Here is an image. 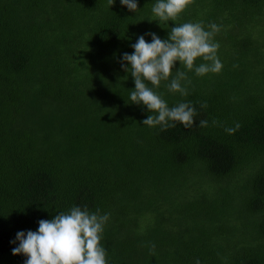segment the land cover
<instances>
[{
    "label": "trees",
    "instance_id": "16d2710c",
    "mask_svg": "<svg viewBox=\"0 0 264 264\" xmlns=\"http://www.w3.org/2000/svg\"><path fill=\"white\" fill-rule=\"evenodd\" d=\"M137 3L0 0V264H24L16 233L73 206L109 214L107 264H264V0H188L160 23ZM185 22L219 26L223 67L176 61L153 90L194 124L143 125L121 56ZM177 70L187 95L167 88Z\"/></svg>",
    "mask_w": 264,
    "mask_h": 264
},
{
    "label": "clouds",
    "instance_id": "9594fccd",
    "mask_svg": "<svg viewBox=\"0 0 264 264\" xmlns=\"http://www.w3.org/2000/svg\"><path fill=\"white\" fill-rule=\"evenodd\" d=\"M115 0H110L112 5ZM129 11L136 12L137 0H119ZM188 0H155L151 12L159 23L173 21L186 7ZM208 29L199 22L175 24L168 32L167 38L161 39L156 33L139 35L131 44L132 53H123L121 67L130 71L134 78V89L130 91L129 100L134 104L146 106L149 115L142 121L149 127L159 126L161 130L175 127V122L185 127L194 124L195 108L187 102L169 107L167 102L153 89L162 80H168L176 61L186 69L193 70L197 76L208 73H218L223 65L217 56L218 42L213 37L219 26L215 23ZM145 35L151 37L146 41ZM197 58L203 62L195 64ZM123 62H127L125 65ZM186 80V73L179 70L172 77L167 88L171 92L187 95V89L181 81ZM150 82L153 87H149ZM206 125L207 121H200ZM239 128L229 127V134ZM109 214L90 212L85 206L71 207L67 212H59L50 220H40L35 231H18L10 243L17 246L12 248V254H23L24 264H107L106 249L100 241ZM18 242V243H17ZM196 264H199L197 260Z\"/></svg>",
    "mask_w": 264,
    "mask_h": 264
}]
</instances>
